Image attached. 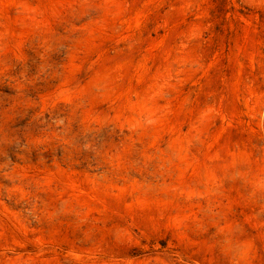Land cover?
<instances>
[{
  "label": "rangeland",
  "instance_id": "rangeland-1",
  "mask_svg": "<svg viewBox=\"0 0 264 264\" xmlns=\"http://www.w3.org/2000/svg\"><path fill=\"white\" fill-rule=\"evenodd\" d=\"M0 264H264V0H0Z\"/></svg>",
  "mask_w": 264,
  "mask_h": 264
}]
</instances>
